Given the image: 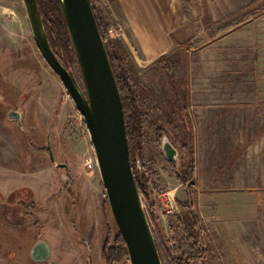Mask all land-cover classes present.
<instances>
[{"label": "rangeland", "instance_id": "rangeland-1", "mask_svg": "<svg viewBox=\"0 0 264 264\" xmlns=\"http://www.w3.org/2000/svg\"><path fill=\"white\" fill-rule=\"evenodd\" d=\"M93 1L103 30L121 26L105 23L99 6L105 8L104 0ZM177 5L185 35L158 63L142 61L123 28L121 34L107 36V46L125 96H136L127 110L128 141L133 169L140 177L145 170L148 179L152 232L161 236L171 257H185L199 247L192 245L195 229L179 203L187 200L180 174H188L194 160L199 163L194 108L208 93L264 92V0H177ZM67 51L59 47L56 53L84 88L70 45ZM10 111L18 113L20 124L9 117ZM163 136L178 150L176 160L165 157ZM9 178L26 184L14 194L0 195V264H130L127 255L114 258L110 253L118 228L84 118L40 53L22 0H0V179ZM159 191L170 196L175 208L171 218L162 213ZM141 198L145 209L147 197ZM259 209L254 226L246 219L239 224L247 259L236 246H228L233 257L224 264H264V208ZM38 239L51 248L45 263L30 258ZM106 241L107 262L102 251ZM206 246L207 261L190 264H212L213 245Z\"/></svg>", "mask_w": 264, "mask_h": 264}, {"label": "crops", "instance_id": "crops-1", "mask_svg": "<svg viewBox=\"0 0 264 264\" xmlns=\"http://www.w3.org/2000/svg\"><path fill=\"white\" fill-rule=\"evenodd\" d=\"M104 2V9L99 5L103 20L121 25L144 62L158 63L185 35V19L177 10V0ZM194 111L199 163L192 162L189 181L193 182L184 195L203 228L205 260L208 243L213 245L212 264L233 257L228 246H236L238 255L246 260L247 244L240 240L239 224L246 219L254 226L257 209L264 208V92L208 93ZM23 183L26 181L16 178L0 179V195L17 192ZM32 186L37 187L33 182Z\"/></svg>", "mask_w": 264, "mask_h": 264}, {"label": "water", "instance_id": "water-1", "mask_svg": "<svg viewBox=\"0 0 264 264\" xmlns=\"http://www.w3.org/2000/svg\"><path fill=\"white\" fill-rule=\"evenodd\" d=\"M34 41L50 68L59 76L81 113L92 144L98 171L114 222L124 240L130 264H162L153 232L134 178L126 121L118 83L90 0H57L61 9L84 88L74 72L53 50L36 0H22ZM20 124L16 111L9 112ZM162 151L169 161L178 150L165 136ZM49 158L54 156L47 144ZM65 167L66 164H56ZM193 181L185 184L186 189ZM49 244L38 240L31 248L35 261H45Z\"/></svg>", "mask_w": 264, "mask_h": 264}, {"label": "trees", "instance_id": "trees-1", "mask_svg": "<svg viewBox=\"0 0 264 264\" xmlns=\"http://www.w3.org/2000/svg\"><path fill=\"white\" fill-rule=\"evenodd\" d=\"M37 4H38V8L40 11V15L42 18V21L44 23L45 26V30L48 36V39L50 41V44L52 46V48L54 49V51L56 52L57 48L59 49V47L65 52V54L68 52V45H70L71 47V51L73 52V56H75L74 54V49L72 46V42L70 40V36L68 33V29L66 27L61 9L59 7V4L57 2V0H36ZM91 1V6L97 21V24L99 26V30L100 33L103 37L104 40V45L106 47V51L107 54L111 60V51L109 49V47L107 46V35H106V30L102 29L101 26V22L100 17H98V15L95 13L94 11V1ZM57 54V53H56ZM68 54V53H67ZM58 56V55H57ZM119 60L122 61V58L120 56H118ZM74 62L77 63V59L76 57H74ZM70 63H73L72 60L70 59ZM111 65H112V61H111ZM113 67V66H112ZM114 70V69H113ZM117 83H118V87L120 90V94H121V98H122V103H123V109H124V114H125V121H126V129H127V135L129 134V123L128 121L130 120L127 119V114L128 111H130L131 106L133 105V103H135V98L136 96H125V86H123L120 82V80L117 78L116 72L114 71ZM128 78L130 79V81L134 82L135 79L132 78V76L130 74H127ZM128 110V111H127ZM139 120L142 122L144 121V116L143 114H139ZM160 129V128H159ZM133 168V167H132ZM145 171V170H144ZM142 170V174L141 177L138 174V171H135L133 169V173H134V178L137 184V188L138 191L140 193L141 196L143 197H147L146 199L148 200V206L145 207V210L147 212V215L150 217V219H152L154 216V204L149 201V196L147 195V189H148V179L145 177V172ZM193 172L192 169V164L189 166V173L188 174H180V179L181 182L183 184V186L185 185L186 182H188L191 178L192 175L191 173ZM147 188V189H146ZM146 194V196H145ZM181 208H185L188 213L189 216L192 220L193 223V228L195 229V234L196 237L192 239V245L195 246H199L196 247L197 249H193L191 253H189L187 256L185 257H171L169 251H167V249L162 246V243L160 241L161 240V236H157L155 231H153V236H154V240L156 243V247L158 249L159 252V256L160 259L162 261V264H190V261L193 259H197L198 261L204 262L205 258H206V254H207V250L204 247L203 244V239L201 236V233L203 231V228L200 226V222L199 219L197 218L195 212L193 211L192 208H189L188 202H179ZM168 218H171L170 215L166 216ZM188 238L191 239L192 237L190 235H188ZM115 241H116V246H111L110 248V253L112 255V257L114 258H119L122 255L126 256L127 255V251H126V247H125V243L124 240L122 239V236L119 233L115 236ZM107 241L104 243L103 245V256H104V260H106V262L109 260L110 257H107V253H105L106 247H107ZM108 248V250H109ZM203 264V263H201Z\"/></svg>", "mask_w": 264, "mask_h": 264}, {"label": "built area", "instance_id": "built-area-1", "mask_svg": "<svg viewBox=\"0 0 264 264\" xmlns=\"http://www.w3.org/2000/svg\"><path fill=\"white\" fill-rule=\"evenodd\" d=\"M123 31L122 27L120 26H113V27H108L107 30H106V35L108 37H112L114 34L117 35L118 34H121ZM168 193L167 191H159L156 193V198L158 199L159 201V205L161 207V210H162V213L163 215L165 216H168L169 214H172L175 212V208L170 200V196H166ZM143 202V205H144V201Z\"/></svg>", "mask_w": 264, "mask_h": 264}, {"label": "flooded vegetation", "instance_id": "flooded-vegetation-1", "mask_svg": "<svg viewBox=\"0 0 264 264\" xmlns=\"http://www.w3.org/2000/svg\"><path fill=\"white\" fill-rule=\"evenodd\" d=\"M25 181V180H24ZM29 182H30V185L32 186V182L30 181V180H28ZM23 188V187H22ZM22 188H19V189H22ZM41 187L39 186V188L37 189L39 192L41 191V189H40ZM19 189H17V191L19 190ZM14 192H16V191H14ZM14 192L12 193V194H14ZM19 203L21 202L22 204H24V202L22 201V200H19L18 201ZM18 204V203H17ZM13 205H15V204H13ZM38 240H43V239H38ZM38 240H36V242L38 241ZM35 243V242H34ZM48 243V242H47ZM50 247V246H49ZM31 248H32V246H31ZM31 251V250H30ZM50 254H51V248H50ZM50 254H49V257H48V259L47 260H45V261H41V262H39V261H35V260H33L32 258H31V256H30V258H31V260H33L34 262H36V263H45V262H47L48 260H49V258H50Z\"/></svg>", "mask_w": 264, "mask_h": 264}]
</instances>
